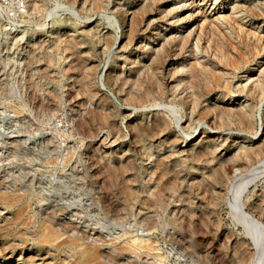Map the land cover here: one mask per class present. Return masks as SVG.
<instances>
[{
    "label": "rangeland",
    "instance_id": "obj_1",
    "mask_svg": "<svg viewBox=\"0 0 264 264\" xmlns=\"http://www.w3.org/2000/svg\"><path fill=\"white\" fill-rule=\"evenodd\" d=\"M127 10L138 24L167 17L163 28L182 46L174 67L185 69L197 56L204 74L185 88L177 77L167 86L138 69L128 75L130 65L128 76H106L119 64ZM179 29L192 33L182 45ZM153 31L136 37L143 45ZM107 35L118 39L115 46H105ZM139 53L130 47L122 55ZM263 71L264 0H0V264H81L85 251L100 254L88 264H249L258 251L264 259V235L239 218L237 196L224 190L251 166L231 164L227 185H198L212 165L202 149L190 150L213 140L209 155L229 158L236 142L259 144L264 93L247 87ZM123 79L138 96L154 95L138 103L123 97ZM233 104L250 116V127L223 108ZM161 117L170 127L149 135ZM134 133L144 146L138 152ZM251 185L244 210L264 226L257 212L264 209V176ZM48 219L76 235L51 229ZM48 230L54 240L43 241ZM245 251L251 256L243 261Z\"/></svg>",
    "mask_w": 264,
    "mask_h": 264
},
{
    "label": "bare ground",
    "instance_id": "obj_2",
    "mask_svg": "<svg viewBox=\"0 0 264 264\" xmlns=\"http://www.w3.org/2000/svg\"><path fill=\"white\" fill-rule=\"evenodd\" d=\"M159 3V2H158ZM180 7V6H179ZM252 8V7H251ZM255 8V7H254ZM252 12V11H251ZM137 14V13H135ZM133 11H124V13H122V21L123 22H128L127 23V29L124 32H121L120 40H119V45L116 48L115 52H116V57L118 56V63L117 65H115V68L112 70V72L110 73H106V76H128L131 74L132 71H134L135 69H138L137 71L139 72L138 74H145L146 76H148V78L150 79H157L158 77L161 78L162 82L165 85H170L172 84V78L173 77H177V78H181L178 81V87L179 85H181V81H182V87H186L188 86L187 83H192V80H194L196 77L198 78L199 76L197 75V73L203 72L204 67H203V71H198V69H201V63L198 61L197 56L193 57V61L189 62L188 66L184 69V65L181 64L179 65L177 68L174 67V65L178 64L179 60L181 59L182 54L178 53L177 51L181 52V48L182 46H179V48H177L176 46H174L172 43L174 41L175 37L171 36L170 33H166V30L163 28L164 23H166V21L168 22V18L164 17L161 19H157L154 21H150L149 17H147L146 19H144L140 24L136 23V16H135ZM157 14V13H156ZM172 17V16H170ZM152 18V17H151ZM169 23V22H168ZM171 23V22H170ZM174 24V23H173ZM170 25V24H169ZM172 25V24H171ZM154 29V31L151 33L150 38H145L144 40V44L142 45L141 43V39H139L138 37H136V35L140 32V31H147L149 29ZM170 32V31H169ZM178 33L180 34V39H179V45L184 44V41L186 38L190 37L192 33H188L187 36H182L183 31H181L179 29ZM116 37V36H115ZM117 38H114V36H109L108 35L104 38V44L105 46L108 48V45L111 44V46H109L110 48L115 46L117 44ZM215 42V41H214ZM181 43V44H180ZM198 43V42H196ZM76 44V43H75ZM103 44V45H104ZM170 44V45H169ZM172 44V45H171ZM175 44V43H174ZM132 47L134 50L139 51L140 53L135 56L134 58H129V57H124L122 55V53L125 52V50L127 48ZM178 49V50H177ZM165 52H167V56L168 58L166 60L163 61V63L161 64V66L158 68H154L156 66H154L157 61V59H159L158 57L162 54H164ZM191 55V54H190ZM100 58V57H99ZM183 59V58H182ZM163 60V58H162ZM208 61V60H207ZM236 61V60H235ZM92 60L88 59V61L84 64L85 68L87 71H90L91 69L93 70L94 65H93ZM161 63V62H160ZM128 65H130V67L128 68L129 73L128 75L125 72V67H127ZM154 66V67H153ZM210 67V66H209ZM206 68V67H205ZM134 69V70H132ZM186 69L188 71V76H186V78L181 77L183 72H186ZM211 69V68H209ZM212 70V69H211ZM210 71V70H209ZM262 71V70H261ZM260 71V72H261ZM206 72V71H205ZM211 72V71H210ZM258 72V76H256L254 79H252V82L250 84L248 88V91L253 92V94L256 92H262L264 93V71L262 73ZM137 73V72H136ZM176 73V76H172ZM202 74V73H200ZM204 74V72H203ZM202 74V75H203ZM215 74H220L215 73ZM206 75V74H205ZM212 75V74H211ZM214 75V73H213ZM139 76V75H138ZM172 77V78H171ZM202 77V76H201ZM187 78L189 79V82H187ZM203 78V77H202ZM214 78V82L215 83H220L221 81L223 82V76L220 74L219 76H212V79ZM126 79V78H125ZM123 79V80H125ZM130 79V78H129ZM211 79V80H212ZM149 80V79H148ZM247 80H249V78H247ZM151 81V80H150ZM212 81V82H213ZM247 82V81H246ZM130 83V82H129ZM217 83V84H218ZM122 84L125 86H122V88L119 90V92L121 93V95L123 97H128V99L133 95V98H138L137 103L140 101H143L144 99H148L149 95H154V90L152 92H148L146 94L145 97H141L138 96L135 91L132 92V88L129 89H125L124 87L127 86L128 82L125 80L124 82L122 81ZM187 84V85H186ZM198 84V83H197ZM210 84V83H209ZM226 84V83H225ZM224 84V85H225ZM186 85V86H185ZM205 85V84H204ZM190 86V85H189ZM188 86V87H189ZM244 86V85H243ZM177 87V88H178ZM193 87V86H192ZM177 88H175L174 90H177ZM190 89V88H189ZM214 89V88H213ZM116 90V89H115ZM172 90V89H171ZM193 89H191L190 93V104L192 105V109L195 108V106L198 104L197 103V96H195V93L192 91ZM243 90V89H242ZM157 91V90H156ZM163 91V90H162ZM196 91V90H195ZM173 92V91H172ZM141 93V92H140ZM162 94V93H161ZM174 93H172L173 96ZM248 94V93H247ZM261 95V93H259ZM250 96V94H249ZM257 96V95H256ZM157 97V96H156ZM132 98V100H133ZM187 98V99H189ZM124 99V98H123ZM152 99V98H151ZM154 99V97H153ZM131 100V101H132ZM136 100V99H135ZM134 100V101H135ZM130 101V100H128ZM136 103V102H135ZM180 103V102H179ZM206 105V104H205ZM236 104H233L232 106H223L224 109H226L228 112H231L233 114H235L236 116V122L238 123L239 126L243 127V128H248L250 127L251 124V119L250 116L247 114V112H245L243 110V108L241 106H235ZM220 106V105H219ZM190 107V106H189ZM197 107V106H196ZM242 109H241V108ZM212 109H216L217 108H221L218 107L215 103H213L211 105ZM184 109V108H183ZM190 109V108H189ZM209 109V108H208ZM195 110V109H194ZM192 110V112L194 111ZM223 110V109H222ZM210 111V110H209ZM220 111V110H219ZM185 112V111H184ZM215 112V111H214ZM226 112V111H225ZM207 112L204 117L205 119H207L208 116ZM218 113V112H217ZM222 113V111H221ZM155 115H158V113H156ZM229 115V114H228ZM201 117V116H200ZM156 118V117H154ZM156 128H151L150 126L147 127L148 128V134L151 136H155V134L157 132L163 131L164 129H168L169 124L168 121L165 120L164 118H157L155 120V124ZM232 126V125H231ZM225 127V126H224ZM163 129V130H162ZM264 132V131H263ZM160 133H158L159 135ZM147 135V134H146ZM134 138V146L133 149L134 150H138L143 149L144 146L141 143V140L139 139V135H137L136 133L133 134ZM131 139V138H130ZM177 141V140H176ZM211 144V145H209ZM216 141H208V142H201L200 140L196 141L195 143H193L191 145V149L190 150H195L196 148H200L202 149V152L200 154H202V156L204 157V160L211 162V169H210V173L209 174H205V176H202L199 180H197V184H207L209 183L212 186H216L217 184H219V181H226V184L228 183V178L226 175L227 173L231 172L232 166H230L231 164L234 165L236 164V162L238 163H245V165H247V168H249L251 166V168L249 169H245L243 175L239 176L238 178L235 177V175L233 176V178H231L232 181H234L233 183L231 182L230 185H227L225 187L224 190L229 191L230 193H232V191L234 192L233 195L235 194L238 200V207L236 210H238L237 214L239 216V218H242V221L244 219H246L247 221V226H251L254 231H255V235H257L256 233H258V230H260V233L264 235V233H262L261 231L264 230V226L263 223L260 222L259 220H257L255 217H253L249 212V214L246 213L245 209V205L244 203L247 201H244L243 198L246 197V195L244 196L245 192L248 191V188L250 187L251 184L255 183L257 180H261V178L264 176V133L262 135V139L260 140L259 144L254 147V148H247L246 146H242L240 145V142H236L234 144V154L229 157V158H223V157H217L215 156L214 153H212V155H209L208 151L210 149H212V147H215ZM213 150V149H212ZM216 150V149H215ZM214 152V151H211ZM199 154V153H198ZM197 154V155H198ZM171 155V154H170ZM166 158H164L165 160ZM229 163V165L227 166V164ZM210 164V163H209ZM112 165V164H111ZM236 170V169H235ZM114 171V170H113ZM122 172V171H121ZM156 172V171H155ZM234 174V173H233ZM237 174V173H236ZM112 175V174H111ZM232 175V174H231ZM220 182V183H221ZM193 184V183H192ZM222 185V184H220ZM219 185V186H220ZM224 185V184H223ZM222 185V186H223ZM224 185V186H225ZM223 186V187H224ZM252 186V185H251ZM221 187V186H220ZM230 187V190H228ZM229 192H227L228 194H230ZM225 193V194H227ZM248 193V192H247ZM223 196V195H222ZM226 196V195H225ZM251 198V197H250ZM248 199V198H247ZM13 200H8L7 201V205L8 206H12L13 204ZM212 202V201H211ZM217 202V201H216ZM258 202V201H257ZM209 206V205H208ZM252 207V206H251ZM250 208V207H249ZM253 208V207H252ZM256 208V207H255ZM245 211V212H244ZM25 212L24 208L22 209H18V211L15 212L14 214V220L15 221H19L22 213ZM257 212L261 215L264 216V209L261 208V206H257ZM257 213V214H258ZM234 214V213H233ZM235 215V214H234ZM237 216V217H238ZM238 218V219H239ZM259 218V217H258ZM264 220V219H263ZM54 220L48 219V224L51 225V229L55 228L57 231H61L63 234H67L68 232L71 233V235H76L75 231L71 232V231H67V228L63 225V224H56L55 222H53ZM240 222V221H239ZM245 222V221H244ZM24 227H27V225H29L28 222L21 221V224ZM55 226L59 227L56 228ZM60 227L62 229H60ZM44 229V228H43ZM247 236H249L253 243L254 246H256V250H258V243L253 239L252 235L248 232L245 233ZM41 238L43 241H49L52 240L55 236L52 235V233H50V231H42L41 234ZM74 237V236H73ZM87 239V238H86ZM90 239V238H89ZM54 240V239H53ZM94 244H97L96 242H98L100 239L99 237L96 235L95 238L92 239ZM91 240V241H92ZM100 242V241H99ZM95 246V245H94ZM257 252V251H256ZM100 254L94 252H89V251H85L83 253V261L81 262V264H88L89 260H93V259H97L99 257ZM257 256L255 260L251 261L249 264H261V262L264 260L263 256L261 255L260 251H258V253L256 254ZM251 255H249L246 251L243 254L242 260L246 261L250 258ZM245 263V262H244ZM247 263V262H246Z\"/></svg>",
    "mask_w": 264,
    "mask_h": 264
}]
</instances>
